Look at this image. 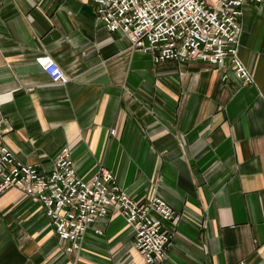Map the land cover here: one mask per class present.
Returning <instances> with one entry per match:
<instances>
[{"label":"crops","instance_id":"crops-1","mask_svg":"<svg viewBox=\"0 0 264 264\" xmlns=\"http://www.w3.org/2000/svg\"><path fill=\"white\" fill-rule=\"evenodd\" d=\"M241 28L247 84L231 63L131 50L91 0H0V148L46 173L69 149L83 180L106 168L135 201H166L184 217L164 224L168 264H264V0L245 4ZM134 236L114 213L66 254L41 204L0 195V264H146Z\"/></svg>","mask_w":264,"mask_h":264},{"label":"built area","instance_id":"built-area-1","mask_svg":"<svg viewBox=\"0 0 264 264\" xmlns=\"http://www.w3.org/2000/svg\"><path fill=\"white\" fill-rule=\"evenodd\" d=\"M91 1L109 32H123L131 50L150 54L154 62L198 60L216 67L231 63L237 78L253 82L239 57V38L243 7L261 0ZM39 63L54 83L68 82L54 59L42 57ZM14 188L42 205L66 254L81 250L86 232L98 220L117 213L134 230V247L146 264H168L173 234L164 224L178 227L184 219L159 197L145 204L135 201L106 168L87 181L78 177L69 149L46 173L37 165L21 163L1 147L0 195Z\"/></svg>","mask_w":264,"mask_h":264}]
</instances>
